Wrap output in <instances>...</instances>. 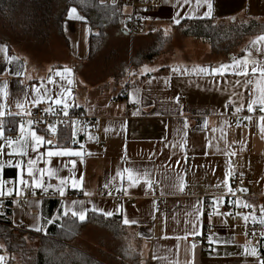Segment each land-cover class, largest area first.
Masks as SVG:
<instances>
[{
  "label": "crops",
  "instance_id": "obj_1",
  "mask_svg": "<svg viewBox=\"0 0 264 264\" xmlns=\"http://www.w3.org/2000/svg\"><path fill=\"white\" fill-rule=\"evenodd\" d=\"M150 1L140 0L138 5L132 6L129 2L120 0L121 11L126 20L133 15L140 18L137 31L133 34L124 31V36L140 37L156 31L169 34L176 30L173 17L177 13L183 17L185 12L189 15L182 18L181 22L210 20L223 25H264V0H212L213 13L208 18L202 15L206 5L197 10L195 0H192L191 5L183 4V0H159L158 6L147 12L144 5ZM262 34L264 33L245 38L229 48L227 53L214 49L204 39L192 38L196 42L189 41L196 45L188 46V50L194 52L187 57L179 56L176 52L171 57L162 53L157 56L155 54L131 65L133 67L129 74L119 80L106 77L105 81L88 72L91 56L90 29L83 20H69L66 16L63 22V38L68 52L64 60L35 61L27 52L12 48L0 39V88L7 83L8 91L6 100H0V103L7 105L5 112L9 111L12 116L25 117V111L28 112L35 106L61 110L62 105L54 103L59 89L49 83V77L60 81L67 88L66 81H61L60 77L55 76V72L70 68L72 73L67 79L73 81L71 95L74 100L70 101L73 106L68 112L78 110L79 114L97 120L94 127L86 125L77 129H82L77 135L80 145H83L82 149L80 145L71 146V141L67 145L60 144L62 147L82 151V157L49 158L46 152L52 147L40 151L39 148L44 145L41 144L37 151L31 150V132L35 131L38 135H44L46 141L52 139L57 143L60 131L55 133L49 129L28 125L25 118L18 122L0 117L4 129L3 137H0V165L3 166L0 170V184L3 185L5 193L12 192V195L0 196V214L8 210L5 212L8 213V227L25 237L44 238L43 231L38 233L30 227L34 223L33 216L41 217L38 223L44 224L46 228L54 223L45 224L46 219L42 215L44 201L59 200L60 203L59 210L53 209L48 219L63 210L64 198L59 194L53 195L52 189L47 193L35 189L40 195L25 198L24 192L33 190L30 186L26 187L15 181L16 162L21 161L26 165L29 157L36 159L43 154L36 167L60 168V176L72 175L69 171L72 165L68 164L65 168L64 164L72 159L77 161L74 175L78 180L82 177L81 186L78 189L66 188L67 200L64 203L70 204L73 199L82 200L85 201L84 207L89 209L94 205L105 212L113 211L112 217L89 211L86 220L90 214L95 218L87 224L100 228L117 226L128 231L135 244L132 264H141V261L143 264H258L256 257L244 252L245 246L254 247L262 259L259 243L244 235L249 216L224 212L223 207L229 204V200L235 199L259 208L264 207V134L259 130V115L252 116L253 119L247 121L246 126L243 125L241 117L238 118L239 126L237 122L231 121V115L237 114L232 106L236 92L240 93L239 99L245 102L243 111L247 110L250 90H256V97L260 95L259 89L264 85L257 83L259 73L253 76L249 66L248 75L252 82L244 86L236 83L237 80L243 82V75H196L191 72L188 75H179L172 74L171 69L204 67L210 70L222 63H230L232 57L239 59L245 56L248 50L252 51L253 59L264 58V52L257 53L255 49H250V42ZM145 67L148 71L141 75ZM166 78L170 80L168 87L163 84ZM34 86L45 97L36 105L31 103L33 99H39L32 90ZM46 89L51 99L45 96ZM177 95L181 99L179 106L175 103ZM17 101L23 103L24 107L17 109ZM138 109L142 114L133 116L132 112ZM17 112L20 115H16ZM185 119L188 123L187 129L183 128ZM21 123L24 124V137H27L28 142V155L23 158L10 155L21 151L20 140L24 139L19 131ZM105 128L108 129L107 132L104 131ZM89 135L92 139H88ZM8 138L16 143L8 145ZM180 143H185L184 149L178 147ZM165 144L168 146L165 147ZM173 145L177 147L174 148ZM125 146L127 161L122 160ZM229 151H234L236 155H226ZM124 167H132L140 172L147 169L151 182H156L159 186V199L163 201L160 209L155 208L157 199L153 197L151 190L145 191L143 180L139 185L130 187L126 173L123 174L124 179L116 176L117 169L122 170ZM230 167L234 169V175L230 176L229 185L233 188L234 176L245 175L248 197L233 198L231 194H226L223 180L225 171ZM37 175L42 176L45 184L59 183L55 176L49 179L46 172ZM24 178L29 179L27 174ZM181 181L184 184L183 190L178 187ZM106 184L109 186L105 187ZM104 187L107 194L98 195L97 190ZM85 192L91 195L85 196ZM204 197L210 198L211 211L207 222L215 226V232L208 235L213 237L212 241L209 240L208 251L202 250L197 244L192 249L190 242L191 238L200 236L203 230ZM217 197L220 198V203L213 211L211 204ZM197 200L200 201V213L194 211ZM153 201L156 202L155 205ZM47 210L50 213L51 208ZM125 215L137 223L124 225L122 219ZM245 216L248 217L247 220L244 219ZM192 227H196L198 235L189 234ZM28 242L34 241L27 239ZM79 253L99 264L88 254ZM0 256L3 257V264H15V254L9 253L1 240Z\"/></svg>",
  "mask_w": 264,
  "mask_h": 264
},
{
  "label": "snow or ice",
  "instance_id": "obj_2",
  "mask_svg": "<svg viewBox=\"0 0 264 264\" xmlns=\"http://www.w3.org/2000/svg\"><path fill=\"white\" fill-rule=\"evenodd\" d=\"M192 0H183V4L186 5H191ZM195 4H196V8L197 10L201 7H204L206 5V10L202 13L203 17L208 18L212 16L213 13V2L212 0H195ZM189 15L188 12L184 13V16L182 17L180 15V13H177L174 17H173V21L176 25H180L181 24V20L184 17H187ZM67 17L69 20H84V17L81 15H78L77 13V8L76 7H71L67 10ZM250 49H255V51L257 53L260 52H264V34L257 36L254 40H252L250 42ZM6 50V49H3ZM252 51L248 50L247 54L241 58H236V57H232L231 62L230 63H222L220 64L219 67H212L210 70L208 68H204V67H198V68H192V69H181L179 67H174L171 69V73L172 74H179V75H188L189 72L194 73L196 75H200V74H206V73H210L212 75H220V76H224L226 74H232V75H236V76H244V80L243 82H241L240 80H237L236 83L239 84H243L244 86H247L249 83H251V79L249 78V66H251V74L253 76H255L257 73H259V79L257 80V83L260 85H264V58H260V59H253L252 58ZM14 59V58H13ZM148 71V69L145 67L142 72L141 75H143L144 73H146ZM72 73V69L70 68H63V69H58L55 72V76L60 77L61 81H66L68 87L65 88L63 83H61L60 81H55L52 79V77H49V83L50 84H54L56 88L59 89V91L56 94V98L54 100V103L56 105H62V112L64 116L68 115V110L70 107L73 106V103L70 102L72 100H74V98L71 95V85L73 83V81L71 79H67V76L71 75ZM163 84L165 87H168L170 84V80L169 79H164L163 80ZM33 92L36 94L37 97H39V99H33L31 101V103L33 105H36L38 103H40L41 99L45 98L44 96H41L40 90L37 87H33ZM260 95L258 97H256V90L252 89L249 91V97L247 100V112L249 114H252L256 111V106L258 105L259 108V122H260V132L262 134H264V86H261L259 89ZM8 96V91H7V83L3 84V88H0V100H6ZM45 96H47L48 99H51V95L48 94L47 89L45 90ZM236 99H232V106L234 108L235 113H240L244 110L245 108V102L240 98V93L236 92L235 93ZM179 101H180V96L177 95L175 97V103L177 106H179ZM239 101V102H238ZM75 106H79V105H75ZM7 107L6 103H0V117H3L6 113H5V108ZM15 107L17 109H21L24 107L23 103H21L20 101H17L15 104ZM51 109H46V111H50ZM11 114V113H9ZM25 114L27 115H31V113H28L27 111H25ZM142 112L138 109L137 111L132 112L133 116H138L141 115ZM157 115H159L160 113H156ZM181 115H183V113H180ZM16 115H20V112H17ZM244 120L247 121H251L253 119L252 115H247L243 117ZM28 125H32L35 123V120L33 119H29L27 121ZM76 121H72V124L75 125ZM240 124V120H237V125L239 126ZM188 127V123L187 120H184L183 123V128L187 129ZM19 131L21 134V137H24V124L21 123L19 125ZM49 131L51 132H55V126L51 125L49 128ZM105 132L108 131L107 128L104 129ZM3 133H4V129L2 127V125H0V137H3ZM88 139H92L91 135L88 136ZM16 141L13 140L12 138H8L7 139V144L8 145H13L15 144ZM71 143L75 144L77 143V139H76V132L75 129L73 128L72 131V135H71ZM41 144H47V145H52V148H50L49 150H47L46 152V156L51 158V157H82L83 156V152L82 151H77L74 150L71 147H67V146H61L59 142L53 144L52 140H45V136L44 135H38L35 131L31 132V150L33 152L37 151L38 146H40ZM168 145L165 144V147H167ZM81 149L83 148V145H80ZM173 147H177V145H173ZM178 147L180 149H184L185 148V143H180L178 145ZM20 148L21 151L18 153H11L10 155L13 156H19L21 158H23L24 156L28 155V142H27V137H24V139L20 140ZM0 152H2V149H0ZM41 156H37L36 159H32L31 157L28 158L27 160V164L25 165L24 163H22L21 161H18L15 163L14 167L17 170L16 171V176H15V181L16 183L20 184V185H24L26 187H31V189L33 190V195L35 194V189H41L42 192L47 193L49 189H52V193L53 195L55 194H59L60 197L64 198V200L62 201V203L64 204L63 210L61 212H59L56 216L52 217L51 219H46L45 220V224L47 225H51L53 223H55L56 221H62L64 224L69 223L70 221H68L66 218L68 217L69 213L71 214V217L73 218V220L71 221L72 223L75 222L76 219H78L80 222H84L86 220V216L87 213L89 211H92L94 213H102L105 217H112L114 215L113 211H104L103 209H99L97 207H95L93 205V207L91 209L84 207L85 205V201L82 200H71L70 204L69 203H64V201L67 200V196H66V192L65 189L70 187L71 189H78L81 186V182H82V177L80 180H78L75 175H74V170H75V166L77 164V161L75 159L69 160L67 163L64 164V167L67 168L68 164L72 165V169H70L69 171L71 173H73L70 176H60L59 173L61 171L60 168H45V169H39L36 167V165L38 164V162L40 161V159L42 158ZM226 155L228 156H234L236 155V153L234 151H229L226 153ZM122 160L127 161V155H126V146H125V156L122 157ZM9 163H11V160L9 161ZM45 163H48V161H45ZM2 165H0V170H2ZM47 173V176L49 179H51L52 177H56L59 181L58 184L53 185L51 183H44V180L42 179V176H38L37 173ZM126 173V179L129 182V186H135V185H139L141 183V180H143L145 187V191L148 192L151 190V179L149 177V174L147 172V169H145L143 172H140L137 169H133L132 167H124L122 170H120L119 168L117 169L116 172V176L117 177H121V179H124L123 174ZM25 174H27V177L29 179H25ZM234 175V169L233 168H229V170L225 171L224 174V180H223V185L226 188L227 192L226 194H231L234 195L236 191H240V192H247L246 188L243 189H233L230 185H229V178L230 176ZM30 181V184H29ZM109 185L106 184L105 187H108ZM178 187L180 190H183L184 188V184L181 181L178 184ZM18 194V193H17ZM111 194V193H109ZM4 195H12V192L9 191L7 193H5L3 191V185L0 184V196H4ZM85 196H89L91 195V193L85 192L84 193ZM88 203H91V201H89ZM153 205H155V201L152 202ZM220 203V198L217 197L211 204L212 210L215 211L216 210V205ZM229 204L233 205V206H241V207H245V208H250L252 207L251 205H249L247 202H243L241 203V201L239 199H235V200H229L228 201ZM200 201L197 200V204L194 208V211L196 213H200L201 212V208H200ZM117 212H119V209H117ZM260 213L261 216L264 217V207H262L260 209ZM220 215H223V213H220ZM245 220L248 219L247 216L244 217ZM255 219V218H254ZM41 220V217L38 216H33V225H30V227L36 231V232H44V234H47L46 228L44 226V224H40L38 223V221ZM122 223L124 225H129V224H136L137 221L135 220H129L127 218V216L125 215L124 218L122 219ZM261 224H264V219H261L260 221ZM190 235H198V231L196 229V227H192L191 231L189 233ZM261 237H264V231H262L260 233ZM209 240L212 241L213 237H209ZM224 243H227V241H225ZM191 248L195 249L196 248V244L192 243L191 244ZM244 252L246 255H251L253 257H256L258 260V264H264V259H261L259 256V253L257 251L256 248H249L247 246H245L244 248ZM0 264H3V257L0 256ZM141 264H143V261H141Z\"/></svg>",
  "mask_w": 264,
  "mask_h": 264
},
{
  "label": "trees",
  "instance_id": "obj_3",
  "mask_svg": "<svg viewBox=\"0 0 264 264\" xmlns=\"http://www.w3.org/2000/svg\"><path fill=\"white\" fill-rule=\"evenodd\" d=\"M71 7L77 8L78 15L84 17L83 22L90 29V53L95 46L97 37L104 29H114L117 33L125 34L122 26L126 19L121 11L120 0H0V14L10 19V22L17 18L11 14H17L24 29L28 32L31 31L35 37L39 35L47 37L50 28L54 26L63 38V22L67 16V10ZM7 13L10 15L6 16ZM174 29L179 30L186 37L204 39L214 49L226 53L229 48L245 38L264 33L262 24L223 25L210 20H186L180 25L174 26ZM165 37L168 39L170 35L166 34ZM217 41L223 43L224 47L219 48ZM161 51L162 49L159 48L157 52L150 53L145 58H150ZM75 113L79 114V111L76 110ZM72 131L73 127L70 123L62 127L57 142L67 145L71 141ZM48 208H51L50 213H48ZM55 208L59 210V200H45L42 210L43 218L48 219ZM6 211L8 210L6 209L3 214H0V240L9 253L23 252L27 254L25 244L28 239L38 242V247L29 251V264H96L81 253L65 246L71 236L76 234V231L72 230L74 227L72 224L82 226L95 218L92 214L85 222L75 220L74 223L71 222L73 218L68 216L66 219L70 221L69 223L56 222L53 226L46 227L47 234L45 235L43 232L44 238L35 239V236L25 237L10 229Z\"/></svg>",
  "mask_w": 264,
  "mask_h": 264
},
{
  "label": "rangeland",
  "instance_id": "obj_4",
  "mask_svg": "<svg viewBox=\"0 0 264 264\" xmlns=\"http://www.w3.org/2000/svg\"><path fill=\"white\" fill-rule=\"evenodd\" d=\"M10 15V14H5ZM17 17L14 21L0 14V39L6 41L10 47L18 49L21 52H27L35 61H56L67 58L66 41L62 38L52 26L47 37L39 35L33 36V33L26 31L20 23V17L17 14H11ZM85 28V27H84ZM86 29V28H85ZM170 38L167 39L164 33L156 31L145 36H124L115 32L114 29H104L97 37L95 46L91 50L88 72L93 74L101 81L105 78L115 77L117 80L129 74L133 66L145 59L148 54L157 52L171 57L173 53L179 56L187 57L193 54L188 50V46L195 44L190 42L192 37H186L178 30L170 32ZM84 41V38H81ZM196 42V41H194ZM219 48L224 44L217 41ZM196 45V44H195ZM155 56V57H156ZM174 57V56H173ZM76 231L74 236L66 242L68 249L76 252H84L94 258L99 264H132L133 243L130 233L117 226L97 227L85 223L82 226L72 224ZM38 247V242H28L25 244L27 254L23 252L15 253V264H29V251ZM135 251V250H134Z\"/></svg>",
  "mask_w": 264,
  "mask_h": 264
},
{
  "label": "built area",
  "instance_id": "obj_5",
  "mask_svg": "<svg viewBox=\"0 0 264 264\" xmlns=\"http://www.w3.org/2000/svg\"><path fill=\"white\" fill-rule=\"evenodd\" d=\"M127 2H129L132 6H136L139 4L140 0H125ZM159 4V0H151L148 4H145L144 7L146 9V11H151L153 9H155ZM140 23V18L138 16L133 15L131 18H128L127 20H125L123 22V30L125 32H127L128 34H133L137 31L138 29V25ZM181 102V99L179 101V103ZM133 107H136V105H133ZM227 107H230V104H227ZM6 114L4 115V119H14L18 122H20L21 120H23L24 118L27 119V121L29 119H33L35 120V123L32 124L34 126L37 127H41L44 128L46 130H48L50 128L51 125L55 126V133L59 132L61 130L62 127L66 126L67 124H72V121H76L75 125H73L75 132H76V139H77V143L73 144L70 143L71 146L74 147H79L80 145V141L77 137L78 133H81V131L77 130L79 127L83 128L86 125L89 126H96L97 125V120L94 118H89L87 116L81 115V114H77L75 113V111H69L67 116L63 115L62 110L59 109H53L50 111H46V109L42 106H35L31 109L28 110V113H31V115H27L25 117L23 116H12L11 114H9V111L5 112ZM247 115H252V116H258L260 115L259 113V108H256V111L252 114H249L247 112V110L240 112L239 114H232L231 115V121L232 123H236L238 118L241 117L242 118V123L243 125H247V120H244L243 117L247 116ZM0 125H2V123L0 122ZM52 140V139H51ZM53 144L56 143V141L52 140ZM47 147H52V145H47L44 144L42 147H40V151H43L44 148ZM247 185V180H246V176L245 175H236L233 178L232 181V186L233 189H243L246 188ZM151 192L154 198L157 199V203L155 205L156 209H160L163 206V201L161 199H159V186L156 182H151ZM98 195H106L107 194V190L106 188H100L97 190ZM33 195V192L26 190L24 192V197H30ZM34 195H40L39 191H35ZM233 198H246L248 197L247 192H240V191H236L234 195H230ZM252 206V205H251ZM260 209L259 207L256 206H252L250 208H245V207H241V206H233L231 204H226L223 207V211L224 212H229V213H242L245 214L247 216H249V220L246 224L245 227V231H244V235L247 238H252L255 239L261 248V252H262V259H264V237H261L260 233L262 231H264V224H261L260 221L261 219H264V217L261 216L260 213ZM210 198L209 197H204L203 198V205H202V214H203V218H204V224H203V230L200 236L198 237H193L190 239L191 243H195L197 245H199L201 247L202 250H210V244H209V237L208 235L215 232V226L209 224L207 222L208 216L210 214ZM255 218V219H254Z\"/></svg>",
  "mask_w": 264,
  "mask_h": 264
}]
</instances>
